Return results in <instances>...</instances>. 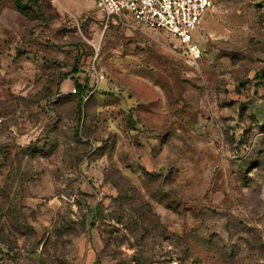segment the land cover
Masks as SVG:
<instances>
[{
  "label": "rangeland",
  "instance_id": "1",
  "mask_svg": "<svg viewBox=\"0 0 264 264\" xmlns=\"http://www.w3.org/2000/svg\"><path fill=\"white\" fill-rule=\"evenodd\" d=\"M212 2L194 64L92 0H0V264H264V0Z\"/></svg>",
  "mask_w": 264,
  "mask_h": 264
},
{
  "label": "built area",
  "instance_id": "2",
  "mask_svg": "<svg viewBox=\"0 0 264 264\" xmlns=\"http://www.w3.org/2000/svg\"><path fill=\"white\" fill-rule=\"evenodd\" d=\"M57 0H51L56 3ZM107 23L124 20L127 14L135 23L166 34L170 40L178 41L183 54L194 64L201 58L199 44L195 42L194 31L208 9L213 8L212 0H92ZM103 75L97 77L101 83ZM76 93V90H73Z\"/></svg>",
  "mask_w": 264,
  "mask_h": 264
},
{
  "label": "trees",
  "instance_id": "3",
  "mask_svg": "<svg viewBox=\"0 0 264 264\" xmlns=\"http://www.w3.org/2000/svg\"><path fill=\"white\" fill-rule=\"evenodd\" d=\"M10 2H12L16 8V10L21 14L22 12H24L27 9L32 10L36 15L39 14H43L42 11V3L41 0H8ZM73 72L77 73L78 71L76 70V68H74ZM76 92L78 90H81V86L76 84ZM83 100L79 101V108L81 109ZM78 137V136H76Z\"/></svg>",
  "mask_w": 264,
  "mask_h": 264
},
{
  "label": "crops",
  "instance_id": "4",
  "mask_svg": "<svg viewBox=\"0 0 264 264\" xmlns=\"http://www.w3.org/2000/svg\"><path fill=\"white\" fill-rule=\"evenodd\" d=\"M2 22H1V19H0V26H1Z\"/></svg>",
  "mask_w": 264,
  "mask_h": 264
}]
</instances>
